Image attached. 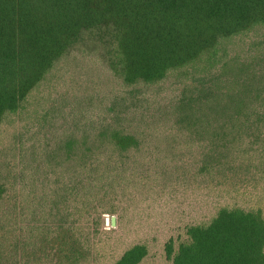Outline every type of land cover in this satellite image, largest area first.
<instances>
[{
  "label": "trees",
  "instance_id": "16d2710c",
  "mask_svg": "<svg viewBox=\"0 0 264 264\" xmlns=\"http://www.w3.org/2000/svg\"><path fill=\"white\" fill-rule=\"evenodd\" d=\"M262 32L264 0H0V125L25 109L61 60L74 53L94 55L128 87L156 85L173 75L178 79L173 115L178 126L207 143L210 173L259 170L264 164ZM251 33L256 38L249 51L231 56L230 49ZM111 109L109 114L118 113ZM139 146L134 135L107 124L97 133H66L35 159L58 175L51 194L38 198L34 192V209L51 202L48 215L54 223L65 214L64 226L58 223L49 240L62 262L83 257L72 228H65L69 198L79 204L82 195L88 197L103 158L125 156ZM9 190L8 181L0 179V211L9 202ZM15 212L10 205L0 216V264H34L17 256L19 239L27 235L15 236L11 250L4 249ZM29 230L43 243L48 240L49 226ZM186 234L177 248L173 240L166 244L169 264H264L260 207L221 208L207 225L189 226ZM147 256V247L136 245L115 264H140Z\"/></svg>",
  "mask_w": 264,
  "mask_h": 264
},
{
  "label": "rangeland",
  "instance_id": "374dc122",
  "mask_svg": "<svg viewBox=\"0 0 264 264\" xmlns=\"http://www.w3.org/2000/svg\"><path fill=\"white\" fill-rule=\"evenodd\" d=\"M255 38L251 33L238 40L230 55L244 56ZM177 81L173 75L156 85L128 87L99 57L74 53L61 60L25 109L0 125V179L10 188L5 205L16 206V221L6 227L13 233L2 241L4 249L10 251L15 236L23 233L28 237L19 239V258L25 255L34 264H67L49 242L58 223L64 226L60 219L65 214L54 223L48 215L51 202L34 209V192L38 198L51 194L58 175L35 159L66 133H97L107 124L134 135L140 146L125 156L103 158L88 197L82 195L79 204L69 198L65 228H72L73 240L83 251L73 264H115L136 245L148 249L140 264H169L166 244L173 240L177 248L186 240L189 226L207 225L221 208L260 207L264 215V164L258 167L261 171L254 167L246 174L210 173L207 143L178 126L173 115ZM124 98L126 106H113ZM111 107L118 113L109 114ZM32 226H49L48 240L43 243L33 235Z\"/></svg>",
  "mask_w": 264,
  "mask_h": 264
},
{
  "label": "water",
  "instance_id": "95a60500",
  "mask_svg": "<svg viewBox=\"0 0 264 264\" xmlns=\"http://www.w3.org/2000/svg\"><path fill=\"white\" fill-rule=\"evenodd\" d=\"M115 218H112V225L115 226Z\"/></svg>",
  "mask_w": 264,
  "mask_h": 264
}]
</instances>
